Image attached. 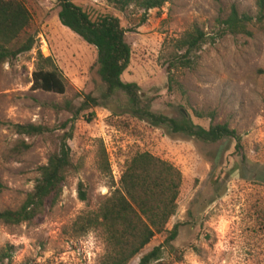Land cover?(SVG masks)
<instances>
[{
    "label": "rangeland",
    "instance_id": "obj_1",
    "mask_svg": "<svg viewBox=\"0 0 264 264\" xmlns=\"http://www.w3.org/2000/svg\"><path fill=\"white\" fill-rule=\"evenodd\" d=\"M18 1L30 15L18 42L32 38L34 45L0 64V121L41 125L51 133L26 137L0 128V209L17 208L33 189L37 168L68 130L60 127L72 117L67 106L74 111L86 95L102 91L95 48L60 24L55 0ZM72 1L92 19L119 20L130 47L121 81L138 86L142 104L168 118L185 115L205 129L227 124L240 143L236 148L232 139L210 144L169 134L124 112L127 99L117 93L74 122L68 145L76 170L59 201L31 224H0V248L14 247L9 264H99L105 243L98 232L81 233L77 218L99 208L138 152L181 174L177 209L165 227L168 232L178 225V233L170 245L164 244L167 232L155 235L129 264L161 245L160 258L151 264H264V26H251L250 37L227 35L203 46L193 68L174 71L179 90L168 89L166 68L175 39L195 26L214 37L218 18L232 6L253 15L254 0H171L149 11L142 25L141 12L132 8L122 13L108 0ZM40 68L61 77L64 94L31 89L32 73ZM21 142L29 148H19ZM79 183L85 201L78 198Z\"/></svg>",
    "mask_w": 264,
    "mask_h": 264
},
{
    "label": "trees",
    "instance_id": "obj_2",
    "mask_svg": "<svg viewBox=\"0 0 264 264\" xmlns=\"http://www.w3.org/2000/svg\"><path fill=\"white\" fill-rule=\"evenodd\" d=\"M171 0H108L119 12L132 8L140 11L139 25L147 21L148 12L160 10ZM59 11L60 24L78 36L83 42L96 50V73L102 84L98 96L86 95L79 106L71 110L72 117L61 124L68 130L57 138V148L48 157L47 162L37 168L38 177L33 189L26 194L22 203L15 209H0V224L19 226L31 224L53 207L60 199L66 178L75 172L68 141L72 139L74 122L83 111L103 107L117 93L127 99L124 112L134 118L144 120L153 127H161L172 135H183L204 143L214 144L223 139H232L240 143L236 131L227 124H210L207 129L195 125L185 115L181 119L168 118L155 114L149 104H142L139 88L135 83L121 81V75L129 66L130 47L125 41V31L119 20L110 15L92 19L72 0H55ZM253 15L240 13L232 6L228 14L217 19L214 37L207 36L195 26L185 32L172 44L173 51L167 59L168 89L180 85L174 78V71L191 69L196 64L197 53L208 43H214L227 35L250 37L251 26H264V0H254ZM30 15L24 4L18 0H0V64L30 52L34 45L32 38L23 42L19 37L29 26ZM31 89L45 93L62 95L65 84L55 71L39 69L32 73ZM202 118L201 113H195ZM94 112L87 114V121ZM212 118V115H210ZM7 126L15 134L26 137L46 136L51 130L41 125H21L0 121V128ZM19 148L28 149L24 142ZM181 185L180 172L147 152H138L126 163L116 187L96 211L87 212L77 218L81 233L95 231L102 237L106 250L99 264H129L155 235L166 231V225L177 209V198ZM78 198L86 200L82 183L78 184ZM4 190L0 182V193ZM178 225L167 232L165 245H170L178 233ZM162 245L143 255L138 264H151L160 258ZM14 247L6 245L0 248V264L11 262Z\"/></svg>",
    "mask_w": 264,
    "mask_h": 264
}]
</instances>
